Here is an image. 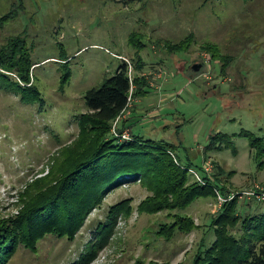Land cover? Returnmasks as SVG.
<instances>
[{"label": "rangeland", "instance_id": "1", "mask_svg": "<svg viewBox=\"0 0 264 264\" xmlns=\"http://www.w3.org/2000/svg\"><path fill=\"white\" fill-rule=\"evenodd\" d=\"M0 24V48L18 40L32 64L20 87L37 94L24 101L0 88V221L22 211L37 190L30 185L42 188L65 169L85 139L83 94L122 62L131 82L147 86L137 100L130 94L113 135L168 143L176 161L198 176L204 168L221 188L183 211L147 214L138 207L152 193L126 177L72 238L44 236L35 252L19 247L6 264H73L94 252L87 264H191L215 239L209 223L222 203L235 197L241 217L264 212V201L247 195L264 189V0H0ZM176 215L191 230H169ZM237 227L229 228L236 238Z\"/></svg>", "mask_w": 264, "mask_h": 264}, {"label": "trees", "instance_id": "2", "mask_svg": "<svg viewBox=\"0 0 264 264\" xmlns=\"http://www.w3.org/2000/svg\"><path fill=\"white\" fill-rule=\"evenodd\" d=\"M22 50L18 40L0 48V82L4 83L0 88L3 92L21 91V100L28 101L37 94L29 88L23 91L19 85V82L28 83V70L32 67ZM13 73L18 81L11 77ZM139 80L141 78H134L133 91L126 63L122 62L113 76L83 94L86 113L79 117V129L85 139L58 177L42 188L39 186L43 181L30 185L27 190H37L30 196V191L27 193L22 201V211L12 219L0 221V264H6L19 247L35 252L36 242L44 236L72 238L108 190L122 185L126 177L132 181L136 179L152 193L139 205V213L183 211L195 200L218 195L221 188L216 179L212 180V174L200 168L198 176L190 164H180L175 159L172 145L133 135L134 139L121 141L113 135V122L127 110L130 94L137 100L142 96L140 89L147 86ZM123 129L124 122L116 131L121 133ZM254 143L252 141L249 148L256 149L258 154L261 148ZM191 171L198 177V182H189L197 180ZM235 200L234 197L222 203L217 215L210 219L209 226L215 239L209 246L198 248L191 264H264V212L241 217L236 211ZM125 203L112 206L108 220L123 211ZM175 218L171 228L167 227L169 230L176 227L185 233L191 230L188 217L176 215ZM110 225L97 228L92 247L101 243L99 240L105 231H109ZM236 225L237 238L229 232V228ZM167 228L163 230L169 231ZM103 241L105 243V239ZM94 257L95 252L73 264H87Z\"/></svg>", "mask_w": 264, "mask_h": 264}, {"label": "built area", "instance_id": "3", "mask_svg": "<svg viewBox=\"0 0 264 264\" xmlns=\"http://www.w3.org/2000/svg\"><path fill=\"white\" fill-rule=\"evenodd\" d=\"M125 137V134L122 135V138ZM123 140H128V139H123ZM192 174H194L192 171H191ZM195 175V174H194ZM195 177L197 178V176L195 175ZM198 180V178H197ZM249 196H253L254 198H256L257 200H262L264 201V189H259V192L258 193H250V194H247Z\"/></svg>", "mask_w": 264, "mask_h": 264}, {"label": "water", "instance_id": "4", "mask_svg": "<svg viewBox=\"0 0 264 264\" xmlns=\"http://www.w3.org/2000/svg\"><path fill=\"white\" fill-rule=\"evenodd\" d=\"M193 69H196V68L193 67Z\"/></svg>", "mask_w": 264, "mask_h": 264}]
</instances>
